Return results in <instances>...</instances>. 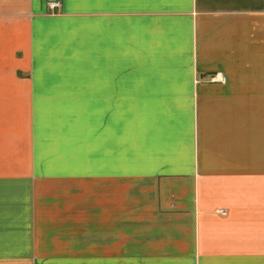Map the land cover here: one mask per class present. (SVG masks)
I'll return each instance as SVG.
<instances>
[{
	"label": "crops",
	"instance_id": "1",
	"mask_svg": "<svg viewBox=\"0 0 264 264\" xmlns=\"http://www.w3.org/2000/svg\"><path fill=\"white\" fill-rule=\"evenodd\" d=\"M48 1L0 0V264H264V0Z\"/></svg>",
	"mask_w": 264,
	"mask_h": 264
},
{
	"label": "built area",
	"instance_id": "2",
	"mask_svg": "<svg viewBox=\"0 0 264 264\" xmlns=\"http://www.w3.org/2000/svg\"><path fill=\"white\" fill-rule=\"evenodd\" d=\"M48 6L50 7V9H57L61 6V1L60 0H49L48 1ZM221 79H225L224 76L221 77ZM226 211H222L223 214H225Z\"/></svg>",
	"mask_w": 264,
	"mask_h": 264
},
{
	"label": "rangeland",
	"instance_id": "3",
	"mask_svg": "<svg viewBox=\"0 0 264 264\" xmlns=\"http://www.w3.org/2000/svg\"><path fill=\"white\" fill-rule=\"evenodd\" d=\"M50 230H52V229H50ZM55 230L57 231L56 228H55ZM87 231H88V230H87ZM52 232H53V231H49L50 234H52ZM87 233H88V232H87ZM53 234H54V233H53ZM53 234H52V235H53ZM88 234H89V233H88ZM57 237H58V234H55V235H54V238L56 239ZM86 238H88V237H86ZM89 239H90V238H88L87 240H89Z\"/></svg>",
	"mask_w": 264,
	"mask_h": 264
}]
</instances>
